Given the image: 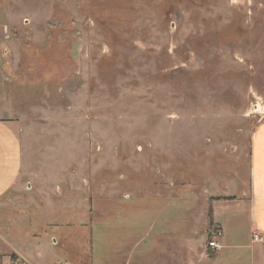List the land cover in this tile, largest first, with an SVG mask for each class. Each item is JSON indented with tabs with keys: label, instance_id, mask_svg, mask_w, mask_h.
I'll list each match as a JSON object with an SVG mask.
<instances>
[{
	"label": "rangeland",
	"instance_id": "1",
	"mask_svg": "<svg viewBox=\"0 0 264 264\" xmlns=\"http://www.w3.org/2000/svg\"><path fill=\"white\" fill-rule=\"evenodd\" d=\"M0 64L22 179L55 203L44 222L79 239L81 205L113 190L144 222L149 182H243L264 117V0H0Z\"/></svg>",
	"mask_w": 264,
	"mask_h": 264
},
{
	"label": "crops",
	"instance_id": "2",
	"mask_svg": "<svg viewBox=\"0 0 264 264\" xmlns=\"http://www.w3.org/2000/svg\"><path fill=\"white\" fill-rule=\"evenodd\" d=\"M7 72L0 64L1 264H9L12 253L22 264H264V242L253 239L254 234L264 236L263 116L250 132L247 176L239 186L228 184L230 178H225L223 185L213 186L200 180L195 190L190 183L154 180L148 184L149 213L144 222L141 213L126 211L128 206L120 201V191L113 190L102 196L99 208L92 200L81 205L89 212L80 222L86 231H80L76 239L74 230L65 232L70 228L67 221L63 228L56 220L44 222L50 213L45 210L55 203L45 196L48 192H36L22 179V151L12 98L6 92ZM217 197L232 199L209 201ZM209 205L215 231L220 233L216 251L207 245L211 239L207 230ZM98 210L99 218L93 221L92 215ZM35 219L43 228L52 227L51 242L29 229L27 224L33 225ZM94 223L99 231L97 245ZM59 239L69 246L55 252Z\"/></svg>",
	"mask_w": 264,
	"mask_h": 264
},
{
	"label": "trees",
	"instance_id": "3",
	"mask_svg": "<svg viewBox=\"0 0 264 264\" xmlns=\"http://www.w3.org/2000/svg\"><path fill=\"white\" fill-rule=\"evenodd\" d=\"M228 200V199H232V197H217V198H210V202L212 200ZM207 230L209 235L216 230V228H214L213 225V221H212V211H211V205L208 206V210H207ZM10 258V264H22L21 262H19L18 258L15 256V254H10L9 255Z\"/></svg>",
	"mask_w": 264,
	"mask_h": 264
},
{
	"label": "built area",
	"instance_id": "4",
	"mask_svg": "<svg viewBox=\"0 0 264 264\" xmlns=\"http://www.w3.org/2000/svg\"><path fill=\"white\" fill-rule=\"evenodd\" d=\"M213 232H212L213 234H210L211 239L208 240L207 245L216 251L220 248V244H219L218 239H217V237L220 235V233L218 231H213ZM253 239L264 242V236H262V235L254 234Z\"/></svg>",
	"mask_w": 264,
	"mask_h": 264
}]
</instances>
